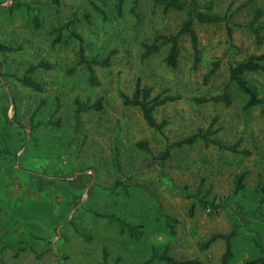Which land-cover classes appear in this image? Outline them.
<instances>
[{"label":"rangeland","instance_id":"1","mask_svg":"<svg viewBox=\"0 0 264 264\" xmlns=\"http://www.w3.org/2000/svg\"><path fill=\"white\" fill-rule=\"evenodd\" d=\"M125 1L123 14L116 17L118 0H0V44L19 47L0 52V145L16 168L73 181L74 194L81 195L64 209L61 186L54 185L58 191L50 195L49 190L37 191L39 185L36 190L27 186L24 174L10 179L0 175V264H100L104 250L110 264H141L164 250L176 260L222 264L224 240L203 245L213 234L235 228L239 234L231 264H244L256 256L253 238L264 244V221L258 219L264 217V202L257 210L255 192L259 182L264 184V114L258 106L246 109L247 97L230 81L232 63L264 53V42L248 27L256 10L264 11V0H200L203 10L212 5L211 13L224 19L195 21L200 61L195 65L190 39L184 37L177 69L165 63L167 47L143 59L142 44L177 32L187 19L186 10L164 12L141 0L134 16L133 0ZM95 5L106 11L107 19ZM262 24L264 14L257 22ZM60 31L67 44L54 45ZM71 31L83 37L89 58L111 55L109 66L95 67L100 85L91 86L78 64V43L69 37ZM42 60L53 66L34 75L43 92L16 80L14 76ZM214 62L219 69L207 77ZM250 76L264 96V73ZM138 78L156 93L179 97L156 113L158 121H168L164 134L120 96L121 91L132 95ZM226 88L230 105L197 100ZM56 98L60 107L54 113ZM76 98L90 104L102 99V107L82 113L78 124ZM56 122L60 126L48 124ZM209 127L215 132L212 138L236 144L239 153L201 141L174 148L168 160L162 159L167 141ZM140 141L148 143L150 152L137 145ZM243 172H249L246 187L232 199L236 175ZM80 175L86 184L76 181ZM98 214L126 220L139 228L141 237L132 238Z\"/></svg>","mask_w":264,"mask_h":264},{"label":"trees","instance_id":"2","mask_svg":"<svg viewBox=\"0 0 264 264\" xmlns=\"http://www.w3.org/2000/svg\"><path fill=\"white\" fill-rule=\"evenodd\" d=\"M153 3L155 7H162L164 12H168L170 10H177V11H184L186 10L187 19L183 22L181 28L172 34L166 35V34H158L155 36L154 40L152 42H143L142 48H143V54L142 58H150L153 55L159 53L163 48L167 47V55L165 56L164 60L168 67L172 69H177L179 67V59L182 53V39L184 37H189L193 53H194V60L195 65H197L200 61V44H199V37L197 34V31L194 27L195 21L202 24H212V23H218L224 18L221 17L218 14L211 13L212 5H207L205 10L200 5V0H149ZM141 0H133V5L131 6L132 14L134 16H137V8L140 5ZM125 0H118L116 8H117V14H115L116 17L123 14V7L125 5ZM29 7V6H27ZM95 9L103 15L104 19H107L108 14L105 10L101 9L100 7L95 5ZM264 14V11L262 9L256 10V15L254 16L251 24L248 25L249 29L252 30V32L256 35L258 38V41L260 43L264 42V24L257 25V22L259 21V18H261ZM35 23L40 24L39 19L35 17ZM65 27V26H64ZM63 27L58 28V30H62ZM229 29L231 30L230 26ZM229 30V35H231V31ZM52 32H56L54 29ZM63 31H60L58 36L53 40V44L57 43H65L67 44V40L64 39V36L62 34ZM70 38H74L78 43V52H77V58H78V64L83 66L84 69L87 71L88 74V81L91 86H98L100 85V81L97 78L96 75V66L100 67H107L110 64V58L111 55L106 57L105 59H99L97 56L89 58L86 54V48L84 44V39L81 35L77 34L74 31H71L69 34ZM19 47L9 46L5 44H0V52H14L18 50ZM52 64L42 60L37 64H31L25 71L23 75H16L14 76L20 84H22L25 87L31 88L38 92L44 91V85L42 82L38 81L34 77V75L40 71L41 69H52ZM219 69V63L214 62V66L209 71L207 77L212 76L217 72ZM262 74L264 73V53L261 54H252L248 56L247 58L237 62L232 63L230 66V81L235 83V85L238 87V89L241 91V93L247 97L245 108L251 109L253 107H260L261 112L264 114V96H262L259 92V89L257 85L254 83V80L250 75L252 74ZM120 96L126 106L136 107L139 108L140 112L143 115V118L145 119L146 123L156 131L164 134V127L168 124L167 120L158 121L156 117V113L162 106L169 104L171 102L176 101L179 97L177 95H170L166 91L156 93L153 86L143 84L142 80L140 78L137 79L135 88L133 90L132 95H127L124 92H120ZM200 103L204 102H213V103H224L225 105H230L232 103V98L230 96V93L228 91V88L225 89V91L222 94L214 95L211 97L206 98H198L197 99ZM76 104V119L77 123L79 124V118L82 113L89 112L91 110H98L102 107V99H99L96 103L90 104V103H83L79 98L75 99ZM60 107V101L59 98H56V109L54 113H57L59 111ZM8 121V120H7ZM52 124L54 126H60L59 122L57 123H48ZM40 125L34 124L33 128H36ZM57 128V127H55ZM59 128H57L58 130ZM214 131L212 127H209L208 129L200 128L196 133H193L189 136H187L184 139L175 141V142H169L167 141V146L165 150L161 153V157L163 160H168L171 157V152L174 148L183 149L188 146H193L197 142L204 141L206 146L209 147L210 145H214L218 147L220 150H226L230 152H236L239 153L238 146L226 144L222 140H219L217 138H212L214 135ZM19 134H21V138L24 137V133H21V130L19 131ZM23 134V135H22ZM25 138V137H24ZM23 138V139H24ZM1 143V142H0ZM137 145L141 148L147 150L150 152V148L148 147V143L146 141H140L137 142ZM3 146V143L0 145V160L5 161L4 163H0V175H7L9 179L13 175H20L24 174L28 176V178L25 180L26 185L30 188L37 189L35 186L39 185L40 190L37 191H44L49 190V194L51 195V191L54 195L57 193V188L55 189L54 185L61 186V195L64 197V203H62V206L64 209L69 206H71L72 202L74 201L72 198L80 197L81 195L74 194L73 190V181L65 180V179H57L55 180V184L53 182L48 181L47 176H38L35 175L32 172L29 171H22L19 168H16L14 166V163L11 162L13 159H9L7 156V149H5ZM16 149V147L14 148ZM18 151V148H17ZM14 151V155H16V152ZM245 152V151H244ZM14 161V160H13ZM9 163V164H8ZM66 175V173H63ZM249 172H243L241 174L236 175V187L234 190V194L232 195V199L237 197L239 193L243 192L246 184L245 181L248 178ZM84 175H80V177L76 180L80 183L85 182V179L83 178ZM39 182L34 180L35 178H39ZM12 181V180H10ZM75 183V182H74ZM262 182H259L255 186V192H256V209L258 210L261 206L260 204L264 202V184H261ZM29 184V185H28ZM121 184L120 181H116V185ZM82 190V189H81ZM79 191L81 194L82 191ZM72 193V194H71ZM202 193V185L199 187L198 194ZM27 194V193H26ZM48 192L46 195H48ZM71 194V195H70ZM196 196V195H195ZM244 196V195H243ZM245 198L242 197L240 200L243 201ZM231 199V200H232ZM67 200L69 204H67ZM239 202V201H238ZM240 203V202H239ZM65 204V206L63 205ZM192 206V211H193ZM230 210V209H227ZM256 216L257 212H254ZM98 216L108 219L110 222L117 223L118 226L121 228V232L128 233L132 238L139 239L142 235V232L139 230L137 226H134L130 223H128L126 220L121 219L120 217H117L115 215H105V214H98ZM163 213L161 210L159 211V217H163ZM262 221H264L263 218H258ZM166 220H170L169 217H166ZM74 220L71 219L69 221V224L72 223ZM169 226V225H168ZM239 231L237 228L233 229L228 234H213L210 239L203 245V248L209 247L211 244H213L215 241L222 239L225 242L226 250L224 255L222 256L221 263L222 264H231V261L233 260L235 254H234V240L238 236ZM254 241V248L257 250L256 256L251 257L249 259H246L244 264H264V244L258 242L255 238H253ZM108 257L109 254L106 250H104L103 255V262L100 264H110L108 263ZM160 260L163 261L165 264H204L202 261L198 259H188V260H176L174 257H172L167 250H164L161 253L154 252L152 253L151 257L146 260L145 262L141 264H152L155 261ZM118 264V263H115Z\"/></svg>","mask_w":264,"mask_h":264},{"label":"crops","instance_id":"3","mask_svg":"<svg viewBox=\"0 0 264 264\" xmlns=\"http://www.w3.org/2000/svg\"><path fill=\"white\" fill-rule=\"evenodd\" d=\"M58 134H61V131H59ZM56 178H57L56 176H55V177H53V176H50V177L48 176V177H47L48 181L53 182L54 184H55V180H56ZM82 183H83V181H82ZM82 183H81V184H82ZM84 183L86 184V181H85ZM71 194H72V193H71ZM71 194H70V195H71ZM250 244H251V243H250Z\"/></svg>","mask_w":264,"mask_h":264}]
</instances>
